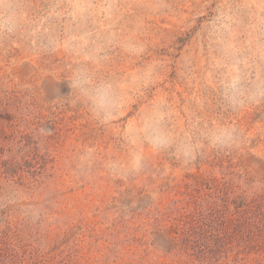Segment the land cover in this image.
<instances>
[{"label": "rangeland", "instance_id": "rangeland-1", "mask_svg": "<svg viewBox=\"0 0 264 264\" xmlns=\"http://www.w3.org/2000/svg\"><path fill=\"white\" fill-rule=\"evenodd\" d=\"M0 264H264V0H0Z\"/></svg>", "mask_w": 264, "mask_h": 264}, {"label": "clouds", "instance_id": "clouds-1", "mask_svg": "<svg viewBox=\"0 0 264 264\" xmlns=\"http://www.w3.org/2000/svg\"><path fill=\"white\" fill-rule=\"evenodd\" d=\"M71 87L76 90L78 94V98L90 100L92 101L94 107L98 106L100 93L98 90H93L88 86V80L83 74L78 73L75 76V78L71 82ZM44 131H48V130L41 129V132ZM235 139H236L235 131L232 129H228L212 137L210 143L213 147L227 148L235 141ZM152 144L154 151L160 152L169 149L172 142L166 138H161L159 136L154 135L152 137ZM196 151H197L196 145L185 142L174 150V155L178 160H180L184 164H188L195 159ZM144 163L145 160L142 155L138 157H133L131 161V170L132 171L142 170L144 167ZM31 216L34 220H39L40 218L39 210H34L31 213Z\"/></svg>", "mask_w": 264, "mask_h": 264}]
</instances>
